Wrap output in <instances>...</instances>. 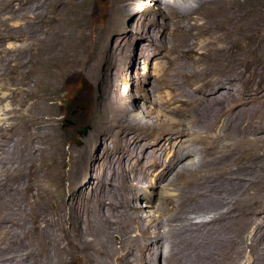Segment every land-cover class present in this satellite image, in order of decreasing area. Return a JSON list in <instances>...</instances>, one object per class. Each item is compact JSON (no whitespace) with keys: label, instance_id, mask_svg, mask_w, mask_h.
<instances>
[{"label":"bare ground","instance_id":"bare-ground-1","mask_svg":"<svg viewBox=\"0 0 264 264\" xmlns=\"http://www.w3.org/2000/svg\"><path fill=\"white\" fill-rule=\"evenodd\" d=\"M2 1H4V0H2ZM27 1H29V3L31 1L33 2V0H17L16 2L26 3ZM54 1L55 0H49L48 1V3H47L48 7H46V8H49L48 10L46 8H44L45 4H44L42 9H46L49 12V14L53 13L54 6H55V4H57V3H55L56 1L55 2ZM83 1H85V0H83ZM87 1L88 0H86V2ZM251 1H253L255 3L259 2V0H251ZM78 2H80V1H78ZM6 3H7V1H6ZM29 3H28V5H29ZM70 3H72V2H70ZM73 3H75V2H73ZM110 3L113 5H115V4L116 5L118 4V5L116 8V12L115 13L113 12L114 13L113 23L111 24V26H109L105 29L104 34L102 32H98L96 25L90 26L91 24L90 25L87 24V22L84 21L85 19H83L80 22V25L78 27L79 30L77 29V32H78L77 40H78V44H79V46H77V49L78 50L82 49V46H81L82 44L88 45V46L90 45L92 48L88 51L86 56L88 59L90 56H92L94 59L93 50L96 49V47H98L99 49L96 52V58L98 60L97 63H104V64L108 63V62L106 63V61H107V46L106 45L108 43V38H110L109 36L115 30H118L119 33H122L125 30V27H123L124 23H122L123 20L127 16L135 15L136 13L138 14L139 11H144V10L148 9L146 7V4L143 2V0H141V1L140 0H110ZM121 3H122V5H121ZM157 3L159 4L158 6H160V7H159V10L155 14L158 16H161V18L163 20H165L164 30L167 33L166 38L169 36L171 38V46H170L169 51L172 50V52H175V58L171 57L172 59H169V60L174 61V64L172 67L173 72L175 74L178 72L179 74H177V75H180V78L182 80V82L179 83L178 81H181V80H177V79H179V77L176 79V78H172L173 75L172 76L170 75L172 78V83L174 84V87H175V85L178 86V88L176 89V91L178 90V93H177V95H175L174 101H175V103H177L181 106L180 111L186 112V114H187V115H185L186 119H184V120L180 119L181 117L175 119V122H177L178 125L182 126L181 128H178L177 124L175 122H172L171 120H169V118L164 119V120H160L157 122H159V124H158L159 127H161V126L169 127L168 125L170 124V121H171L175 125V127L177 128L176 129V135L182 136L183 141L177 140V139L175 140L177 143L173 147V150H172V153L170 154V157L167 159V161L163 162L160 165L159 171L153 173L155 175H154V179L153 180L151 179V183H145L144 181L141 182L140 180L137 181L134 179V177L133 178L128 177V171H129L130 167L132 168V166L135 164H130V166L124 165L123 160L120 159L121 157L118 158L116 156V153L108 156L103 161L100 160L102 157L101 153H95V155L93 154L94 160H93L92 167L89 169L85 168L86 178H85L84 192L86 191V188H89L90 192L92 194L91 198H93L94 201L97 202L98 204H102L105 206L106 209H108V211H104V212L99 213V220H100V222L103 223L102 225H99V226L93 225V223H95V222L92 219H87L85 214H81V213L76 214V213H73L71 211L64 214V215L69 217V220L65 223H63V219H62L61 215H60V219L54 218V213L52 211L53 207L49 206L48 204H46V205L42 204L41 201L38 200V197L41 193L42 194H45V193L49 194V192L53 189V186L55 184V174L52 172L51 169H50L51 170L50 172H52V173H49V171L48 172L42 171V175L44 177H42V178H40V180H38V182L39 181L41 182V185L37 186L38 184L36 185V183H35V181L37 179L34 181V179H33L34 177H32L33 174H31L32 172H34V170H36V169H33L36 166L35 165L36 159L34 160L33 157H30V155H29L30 153H33V150L29 154L27 153L28 155L25 153L26 156L22 152L24 150H22L21 152L23 153L24 157H22V153H21L20 156H18L19 158L17 161H12V162H14L13 164L11 163L12 165H9L7 163L9 165V167L5 168L4 175L0 178V213L1 212L2 213L7 212V214L8 213L11 214L9 216V218L6 217L7 219H5L4 221L2 220L3 223L0 225V245L2 243L7 244V241H6L7 238H11V237H8V235L10 236V234H7V232L9 233V231H11V230H12V232H14L15 229L16 230L19 229L18 231H20L22 229V231H20V233L18 232L20 234V237L23 238V242H22L21 246H22V248L23 247H30V245L32 244L31 243L32 239H29L28 237H26V240H24V236H27L25 234H31L32 233L31 231L34 230V232L37 234L38 239L40 238L41 242L43 243L42 245L44 246L43 251L40 250L42 252L40 255L42 256V254L44 252L43 257H45V260L44 261L39 260V262H42V263L44 262L45 264H128L129 263L128 262V260H129L128 256H130V255L133 256L132 251L134 250V248L137 250V257H138L137 261L134 264H144V262H146V261L141 259L140 248H139L140 241H142L145 244H147V243L150 244V246L144 245L143 252L145 254H151L152 257L154 258V260H157L160 257V253H161L160 249L161 248L163 249V247H161V245H160V241H162L163 238H160V240H159V237H160V233H162L161 229H164L163 228L164 226L161 227L160 224H159V227H157V225L153 226V223H154L153 221H149L148 223H146L145 218L140 217V215H136L135 210L136 211L142 210V207L140 205L133 207L134 212L130 216H128L124 213H121L120 215L115 216V215H113V211L115 210L116 207H119L118 188L120 189V191L123 194L130 195L131 200H137L140 197V192H141L140 191L141 189L138 190L139 184H141L142 187H149L154 192H156L160 189V187L163 184L168 183L169 182L168 178L171 177L172 182L170 181L171 183L167 184V185H171L173 182L174 183L179 182V183H184V184L193 183V184H191V187L194 184L198 186L197 188L194 187V188L188 189V191L185 193L186 197L189 201L190 209L188 211L193 210L195 212L194 213L193 211H191V212H193L192 215L193 214L194 215L195 214L204 215L207 213V211H208L207 209H209L206 207L207 205L205 206V209H206L205 210V209H203V207L202 208L199 207L196 203L202 202L203 197H205V196L208 197V195H210V194L212 195L213 192L214 193L218 192V194H219V201L221 204H219V202H218V204L219 205H225L224 207L226 210L224 211L222 209L223 206H221L220 208L224 212L221 213L219 216L217 215L218 218L215 219L216 224H218V222L220 223V225L218 224L216 226L217 229L219 226V229L218 230L216 229L217 231L213 230L211 227H209L210 225L213 226V221L208 223L207 221H205V219L203 217H202V219H203L202 221L197 220L198 222L196 221L195 223L189 224L191 229L194 228V233H195V230L197 232L199 229H201V230L204 229L206 231V233L207 232L210 233V234L205 235L206 239L204 236V239L206 242L203 241L204 242L203 245H201V244L200 245L198 244L197 246L195 245V247L197 249L196 251H198V252H195V255L197 256L198 253H201L202 255L205 256V257L203 256V258H204L203 260H200L201 261L200 264H226L225 259L231 254V252L233 251V248L240 246V244L245 245V246H249V247L252 246V248H253V246H261L264 249V168H262V166L260 164L261 160L257 156L251 155V152H252L251 150H253V149H251L250 146H245L247 143H250L253 147H261L262 145H264V136H263V134H264V115H263V111L261 114L260 111L255 110L253 107H249V106L256 105L257 103L264 107V81H261L257 84H252L251 79H250L251 75L249 72L250 65L255 64L257 59H260L262 56H264V43H263L264 42V5H262V6L259 5L260 6L259 8L252 10V12H254V15H252V16H255V19L248 21L249 22L248 26L244 27L241 30L239 28V24H240V21L242 19L241 18L242 14H245L244 9H250L248 7L251 5H249L247 8H245L247 5L245 6V3H243V1H240V0H212V2H210L208 0H158ZM20 4L21 3H19V5ZM34 4H36V3H34ZM34 4L31 3L30 5L34 6ZM38 4H39V2H38ZM248 4H250V2ZM5 5H7V4H5ZM13 5H12V7H13ZM182 6H183V8H182ZM255 6H257V5H255ZM23 7H26V6H23ZM79 7H80V4H79ZM199 7L204 8L203 11L206 10L205 12H207V13L204 14V16L202 14L203 17L202 16L198 17L199 15L193 16V14H196V12L199 13V11H198V9L200 10ZM7 8H6V10H7ZM28 9H31V8H28ZM73 9H71V10H73ZM114 9L115 8H113V10ZM241 9H243V10H241ZM9 10H11L10 12L14 11L13 9H10V8H9ZM46 10L44 12H46ZM90 10H92V9L90 8ZM83 11H85V10L83 9ZM92 11H94V13H95V10H92ZM249 11L247 13H249ZM3 12L6 13L5 11H2L1 13H3ZM7 12H9V11H7ZM15 13H17V12H15ZM18 13H19V10H18ZM26 13H29V12H26ZM30 13H31V11H30ZM34 13H35V11H34ZM7 14H9V13H7ZM23 14H24V12H23ZM19 15H20V13H19ZM90 15H91V12H90ZM36 16H37V14H36ZM112 16H113V14H112ZM249 16H251V15H249ZM249 16H247V17H249ZM12 17H14V16H12ZM28 17L29 16L27 14V18ZM50 17H53V15H50ZM83 17H85V14ZM20 18L22 20V17H20ZM32 18H33V16H32ZM36 18H35V20H36ZM110 18H111V16H110ZM10 20H7V21H10ZM12 20H13V18H12ZM14 20H16V18ZM71 20H73V19H71ZM11 21H10V23H11ZM16 21H18V20H16ZM24 21H26V20H22V23H24V24L26 22H28V21H26V22H24ZM30 21L31 20H29V22ZM61 21L63 22V20H61ZM73 21L75 23H77L76 20H73ZM37 22H35V23H37ZM22 23L20 26L23 25ZM59 23H60V21H59ZM3 24L5 25V23H3ZM32 24H33V22H32ZM70 24L72 25L73 23L70 22ZM14 25H15V23H14ZM0 26H1V24H0ZM24 27H25V25H24ZM9 28H8V30H9ZM19 28L22 29L21 30L22 32L24 30L27 31L26 29H23L21 27H19ZM34 28H32V29H34ZM37 28H38V25H37ZM74 29H76V27ZM17 30H19V29L17 28ZM145 30H147V31L145 34L146 40H144V41H150L151 40L150 35H152V33H154V32L151 29H149L147 26H146ZM239 30H240V33H238ZM5 31H4V33H6ZM14 31H16V30H14ZM19 32H20V30H19ZM73 32H71V33H73ZM137 32H139V31H137ZM143 32H144V30H143ZM16 33L17 32H13L14 35H18ZM24 34H26V32H24ZM48 34L50 35V33H48ZM53 34H55V33H53ZM37 35L38 34H36L35 36H37ZM59 35H61V34H59ZM8 36H11V35H8ZM51 36H52V34H51ZM252 36H255V39L252 42H250L249 39ZM141 37H143V36H141ZM5 38H7V37L5 36ZM61 38H62V36H61ZM61 38H59V39H61ZM154 38H156V37H154ZM1 39H2V36H1ZM8 40H9V38H8ZM23 40H24V38L22 39V41ZM247 41L249 44H247ZM47 43L49 44V42H47ZM59 43H61V42H59ZM253 43L258 44L259 47L262 45V47L261 48L256 47L254 49L251 47V44H253ZM22 44H20V46ZM28 44H30V43H28ZM0 45H1V47L4 46L2 44H0ZM10 46H12V44ZM28 46H31V45H28ZM47 46H49V45H47ZM22 47L24 49L25 46L23 45ZM54 47L55 46L53 45L50 48V50L53 51ZM238 47L244 48V49H246V48L249 49V50L246 49L247 52L249 51V53H250V55L248 53V55H249L248 58H243L244 55L243 56L240 55L239 59L237 58L235 50H237ZM16 48L18 49V47H16ZM16 48L14 50H16ZM25 49L27 50V48H25ZM29 49H31V48H29ZM29 49H28V52H30ZM24 51H21V52H24ZM3 53H4V51H3ZM11 53H12V55H15V54H13V52H11ZM26 55L27 54H25V56ZM28 55H29V53H28ZM21 56L22 55H20V57ZM3 57H5V56L3 55ZM8 57H10V56L7 55L6 58L8 59ZM26 58H28V57H26ZM18 59H20V58H18ZM13 60H15V59H13ZM22 61H23V59H21V62ZM136 62L137 61H135V64H136ZM234 63L237 64V66L235 68L233 67ZM7 64H8V62H7ZM3 65H4V63H3ZM193 65H199V67H200V71L198 72L197 77L194 78L195 81H197V79H198V81L194 85H192L193 83L187 84L184 81V79L189 78L191 66L193 69ZM13 66H14V64H13ZM64 66H65V64H64ZM187 66H190V67H189V70L187 72H185ZM62 67H63V65H62ZM3 68H5V67H3ZM21 69H23V68H21ZM25 69H27V68H25ZM10 70H12V69H10ZM28 70H31V69H28ZM36 70H38V69H36ZM41 70H43V69H41ZM169 70L172 71V69H169ZM196 70H198V69H196ZM4 71L5 70H3V72ZM20 72H19V74H20ZM21 73H23V71ZM39 74H41V73H39ZM167 77H169V76L167 75ZM190 79H191V77H190ZM22 81H24V80H22ZM192 82H193V79H192ZM240 82L245 85V88H244V90L239 91L237 89H238V84ZM167 84H168V81H167ZM169 85H171V84H169ZM17 86H21V85L18 84ZM32 87H33V85H32ZM28 89H29V87H28ZM168 89H170V88H168ZM29 90H32V89H29ZM32 91L34 92L36 90L34 89ZM32 91L30 94H32ZM240 92H241L242 96L246 97L245 102L243 104H241L240 100H239ZM35 94H36V92H35ZM25 97H26V95H25ZM38 98H40V97H38ZM3 99H5V96L0 97V100L3 101ZM29 99H30V97H29ZM130 99L133 100L132 98H130ZM168 99H169V97H168ZM170 99H172V98L170 97ZM37 100L39 101V99H37ZM45 101H47V100H45ZM192 101H195L196 103L192 104ZM136 102H138V101H132L130 103V110L128 112L129 115H127L126 107L124 105H122L123 109L121 110V112L119 114L112 115L111 116L112 119L107 120L108 123L105 126L109 129L114 128V127L116 129V127H120L121 125H124L125 127H128L130 129H133V130L139 129V127L143 128L144 130L149 129L151 127V124H147L143 121V118L145 117L144 113H146L147 111L143 113V110H142V112H141L138 109L139 105H136L137 104ZM34 103H35V101H34ZM144 103H146V102H144ZM26 104H27V102H26ZM22 106H24V105H22ZM151 106H152V104H151ZM163 106H164V104H163ZM28 107H29V105H28ZM257 107L258 106L256 105L255 108H257ZM155 108H157V110H160L161 112L165 111L162 109H158V107H155ZM102 109L103 108H101V111H103ZM157 110L155 111V114L157 113ZM172 110L175 111L176 109L174 110V108H173ZM260 110H261V108H260ZM12 111L14 112L15 110H12ZM167 111H165V112H167ZM124 112H126L125 115H120ZM14 113H13V115H14ZM167 113H169V112H167ZM172 113H174V112H172ZM20 114H21V112H20ZM20 114H18V115L20 116ZM102 114L104 115L103 112H102ZM159 114H160V112H159ZM9 115H10V112H9ZM16 115H17V113H16ZM18 115L15 118L19 117ZM140 115L141 116L143 115L142 119H141L142 121H140V124H136V120H135L136 118L135 117L136 116L140 117ZM175 115H177V114L175 113ZM148 116H152V115H150V113L146 114V117H148ZM158 116H160V115H158ZM163 116H165V115L163 114ZM102 117H105V116H102ZM106 117H107V115H106ZM176 117H179V115H177ZM6 118H8V117H6ZM21 118H23V117H21ZM172 118H175V117L173 116ZM160 119H162V118H160ZM8 120H9V118H8ZM21 120L22 119H20V122H21ZM23 120H24V118H23ZM98 120L99 119L97 118V122H100ZM17 121H18V119H17ZM5 122H7V120ZM10 122L11 121L9 120V123ZM20 122L18 121L19 124H20ZM12 123H14V121ZM12 123H10V124H12ZM100 123H102V122H100ZM184 123H185V125H184ZM4 125H7V123L3 124V126L0 125V144L2 143L4 145V143H6L7 145H4V146H7L8 152H9V149L11 148L9 155L11 154V156H13V154L15 152H19L18 148H20V146L22 145V142L25 139V136L23 137L24 139L22 138L23 140L21 142H20V140L17 141L19 138L17 140L14 138V134H13L11 127H6ZM22 125L24 126V124H22ZM11 126L14 127L15 125L14 126L11 125ZM152 127H154V125ZM15 130H16V128H15ZM20 130H21V128H20ZM127 130H129V129H127ZM14 133H15V131H14ZM25 133H26V131H25ZM208 134H210V135L212 134L215 137L213 138V136H212V139H209L211 137H207V136H209ZM20 135H23V134H20ZM106 135L107 134L103 133V130H102V133H100V131H97V136H98L97 140L101 141L100 144H103L102 139H105ZM126 135H127V133H126ZM143 135H147L146 132H143ZM112 136H113L114 140H118L120 134L113 132ZM157 136H155L154 138H156ZM26 138H28V137H26ZM49 139L50 138H47L46 144L44 143V145H47V147L45 146L46 148L44 149V152H45L44 154H46V156L48 157L47 160L48 159L53 160L61 154L65 155L64 152L61 154L58 153L56 151V149L53 147H51L52 150L49 151V145L50 144L47 142ZM171 140H173V138L171 136L167 135L166 141H171ZM185 140L187 142L186 143L187 145H182V143L185 144ZM208 140H211V141H208ZM120 141H122V140H120ZM226 141H229V144H222L223 145V151H222V153H220L221 151L219 152L221 154V156L220 157L217 156L216 146L219 143L226 142ZM172 142L170 143L171 146L173 144ZM32 143H34V141ZM32 143H31V145H32ZM10 144H12V147L9 148ZM184 146H185V148H184ZM25 147H27V146L25 145ZM33 147H32V149H33ZM134 147H136V146H134ZM220 147L222 148V146H220ZM129 148H130V146H129ZM217 148H219V147H217ZM27 149H28V147H27ZM96 149L97 148H94V150H96ZM224 149H226V150H224ZM29 150H31V149L29 148ZM219 150H220V148H219ZM248 150H250V151H248ZM36 151H38V150H36ZM247 151H248V153H247ZM261 151H262V148H261ZM7 153L5 154L7 156H5L4 159H7V157L9 159V155ZM198 153L202 154V161H204V163H195L194 164V162H192L193 163L192 164L191 162L188 161L189 159H191V158H189L191 155L192 156L194 154L197 155ZM16 154H18V153H15V156H16ZM37 154H38V152H37ZM83 154L84 153H82V155ZM131 155H133V154H131ZM256 155H257V153H256ZM2 156H0V157H2ZM21 157L24 158L22 160L23 161L22 163H21ZM37 157H38V155H37ZM84 157H86V156H84ZM130 157H128V159ZM135 157H137V156H135ZM226 157L230 159V160L227 159L230 162H224V161H226L224 159ZM230 157L232 158V160ZM196 158H197V156H196ZM2 159L0 158L1 161H2ZM61 159H62V157H61ZM223 159H224V161H223ZM262 159H264V158H262ZM39 161H41V159ZM39 161H37V163ZM79 161H85V160H84V158L81 157L79 159ZM89 161H90V158H89ZM129 161H131V160H129ZM51 162H53V161H51ZM5 163L6 162H4V164ZM42 163H41V165H42ZM158 164H160V163H158ZM0 165H1V163H0ZM59 165H63V164L60 163ZM74 165H75L74 160L69 159V161L63 165L65 167V169H61L60 167H58V168H60V170L58 171V174H57L58 177L57 178H59V179L64 178V179L69 180L68 190H70L71 187L76 185V180H75V178L72 177L73 170L71 169ZM193 165H194V167H192ZM45 166H48V165H45ZM37 167H38V164H37ZM2 168H4V167H2ZM145 168L146 169L149 168L148 161L146 162ZM98 170H100L102 172V174L97 179L95 176V173ZM152 172H154V170ZM1 173H2V171H1ZM147 173H148V171H146V174ZM139 175H141V174H139ZM146 178L148 179V177H146ZM137 182H139V183H137ZM109 183H111V185H112L111 188L106 186V184H109ZM223 183L225 185H224V188L222 189V191L226 192V194H227L231 190L234 191L235 190L234 188L236 187L239 190V194H237L238 192L236 191L237 192L236 194L239 195L238 198L236 197L235 193H234L235 196H233L232 193H231L232 196H230V197H229L230 193L228 194V196L226 195L228 198L226 196H223L221 194L222 191L220 190L221 189L220 186L223 187L222 186ZM239 184H243L244 186H240ZM43 185H45V186L41 191L40 188ZM178 187H180V186H178ZM240 187H243V190ZM183 190L184 189H182V191ZM176 191H178V190L176 189ZM179 196H181V195H179ZM212 196H213L212 198H214L215 196L218 197V195H215V196L212 195ZM33 197L35 198V200H33ZM207 197H205V198H207ZM166 198H167V202H169L170 198H172V197H170V196H165L162 198L159 197L157 203L159 201H161V199H166ZM212 198H211V200H213ZM191 200H193L192 202H195L196 205L190 206ZM6 202L9 203V205ZM215 202L213 204H215ZM4 203H6V204H4ZM157 203H155L156 205H154L153 208L156 210H159L157 208V207H159V205H157ZM206 203H209V201H207ZM236 203H238L237 204L238 206L233 205ZM210 205L213 206L212 204H210ZM200 206H201V203H200ZM202 206H203V204H202ZM216 206H218V205H216ZM184 207H186V206H184ZM187 207H188V205H187ZM182 208H183V206H182ZM218 208H219V206H218ZM209 210L211 212V209H209ZM185 211H187V210H185ZM191 212H189V214L187 212H185V213L187 215L191 216V214H190ZM199 212H201V213H199ZM214 212H215V209H214ZM217 212H218V210H217ZM180 213H178V214H180ZM182 213H184V212H182ZM169 214H171V213H169ZM178 214L176 216H178ZM173 215H175V214L173 213ZM209 216L212 217L211 214ZM40 217L43 219V225H42L43 227L42 228L38 227V225H41V224L38 223V225L36 226L37 222H35ZM199 217H201V216H199ZM169 218H171V217H169ZM174 218H175V216H174ZM161 219H164V218H161ZM184 220L185 219L183 217L182 221H184ZM154 221H156V220H154ZM179 221H181V220H179ZM167 222H169V221H167ZM172 222L175 223L176 219H175V222L174 221H172ZM180 223L182 224V222H180ZM170 224H171V222H170ZM9 225H10V227H9ZM175 225H177V224H175ZM184 227H185V225H184ZM169 228H171V226ZM35 229L37 232L35 231ZM16 230H15V232H16ZM179 230H180V228H179ZM182 230L183 229H181V231ZM133 231H135L138 234L136 237H133V236L131 237L130 235H128V233H132ZM60 232L62 235L60 234ZM167 232H169V231H167ZM175 232H177V231H175ZM35 233H33V234H35ZM191 233H190V235H191ZM244 233L246 235H244ZM112 234H122L123 236L124 235L125 236L120 240L119 243L113 244L112 241L110 240V237ZM166 234H168V233H166ZM166 234H164V235L166 236ZM195 235L197 236L198 234H195ZM202 235H204V234H202ZM14 236H17V235L14 234ZM14 236H13V238H15ZM180 236H183V235H180ZM184 236H185V234H184ZM200 236H199L198 240H200ZM31 237H33V236H31ZM34 237H33V239H35ZM185 237H187V236H185ZM18 238H19V235H18ZM18 238H16V239H18ZM184 238H181V239H184ZM166 239H168V238H166ZM166 239H163V240H166ZM170 239L167 240L168 242L167 241L166 242L169 243ZM173 239H175V238H173ZM178 239H176V240H178ZM40 240L35 242V243L36 244L38 242L40 243ZM191 240H192V238H191ZM189 241H190V239H189ZM11 242H9V244H12ZM161 243H163V242H161ZM170 243H171V241H170ZM179 243H180V245L182 244V242H179ZM187 243H189V242H187ZM192 243H194V242H192ZM36 244H35V247H37ZM172 244H174V243L172 242ZM2 245H4V244H2ZM152 245L156 246L155 250H152ZM162 245H165V244L163 243ZM176 245H178V244H176ZM167 246H168V244H167ZM15 247H16V245L14 246V248ZM18 247H20V246H18ZM31 247H32V245H31ZM40 247L41 246L39 244V249H40ZM171 247L172 246H170V249H171ZM180 247H182V245ZM5 248H6V246H5ZM5 248H3V250ZM23 249L25 250V248H23ZM165 249H167V247ZM183 249L185 251L184 247H183ZM186 249H189V248H186ZM236 249H238V248H236ZM240 249H242V248H240ZM243 249H244V247H243ZM246 249H244V251ZM19 250H20V248H19ZM19 250H18V252H19ZM21 251H20V253H21ZM234 251H236V250H234ZM244 251H243V253L246 254L247 252H244ZM246 251H248V250H246ZM7 252H9V251H7ZM7 252H6V254H7ZM11 252H12V249H11ZM33 252H36V251H33ZM175 252H177V251H175ZM258 253H261V251L260 252L258 251ZM0 254H1V252H0ZM3 254H1V255L6 257ZM30 254H31V252H30ZM34 254H32L33 258H34ZM173 254H175V253H173ZM240 254L241 253H239V255ZM251 254H253V253H251ZM15 255H12V256H15ZM196 256L191 254V257H193V261H194V257L198 258V256L197 257ZM24 257H26V256H24ZM43 257H41V258H43ZM168 257H167V259H168ZM242 257L244 258V254ZM246 257H248V256H246ZM257 257H258V255H257ZM0 258H1V256H0ZM13 258L14 257H12V261H13ZM172 258H173V256H172ZM172 258L170 260H172ZM186 258H187V256H186ZM29 259L30 258H28L27 260H29ZM37 259H38V255H37ZM175 259H176V256H175ZM188 259L190 260V258H188ZM245 259L246 258H244V260ZM249 259H250V257L248 258V260ZM252 259H254V258H252ZM170 260H167V261H170ZM178 261H177V263H178ZM241 261L242 260H240V262ZM260 261H262V260H260ZM19 262H20V260H19ZM24 262H25V260H24ZM174 262H176V261L173 260V262H170V263H174ZM2 263L3 262H1L0 264H2ZM7 263H8V260H7ZM18 263H16V264H18ZM27 263L29 264L28 261H27ZM155 263H153V264H155ZM192 263H194V262H192ZM252 263L255 264L254 262H252ZM30 264H33V263H30ZM166 264H168V262ZM245 264H246V262H245Z\"/></svg>","mask_w":264,"mask_h":264},{"label":"rangeland","instance_id":"rangeland-1","mask_svg":"<svg viewBox=\"0 0 264 264\" xmlns=\"http://www.w3.org/2000/svg\"><path fill=\"white\" fill-rule=\"evenodd\" d=\"M4 1H2V0L0 1V8L1 9L3 8L2 10L0 9V24H1V26H0V29H1L0 33L1 34L0 35L2 36V39L0 36V42L1 41L3 42V43L1 42L0 44L4 45L2 47L0 45V47H1L0 48V53H1L0 54V62H1L0 63V66H1L0 67V69H1L0 70V97L5 96V99H3V101L0 100V123L1 122L3 124L7 123V125H4V126L11 127L13 134H14V138L16 140L19 138L17 141L20 140V142H21L24 139L23 138L24 136H25V139L23 140L20 148H18L20 153L15 152L18 154H16V156H15V153H14L13 154L14 157L11 156V154L9 155L10 150H11L10 147H12V144L9 145V148H10L9 152H8L7 146H4V145H7L6 143H4V145L2 143L0 144V148L2 147L1 148L2 150L0 149V154L2 153L0 156L3 155L2 157H0L1 159L3 158L2 161L0 160V163H1L0 173L2 171V173L0 174V178L4 175L5 168L9 167V165H12L14 163L12 161H17L19 158L18 156H20V154L22 152L24 154L25 153L29 154L33 150V153H30L29 155H30V157H33L34 160L36 159L35 160L36 166L33 169H36L37 171L34 170V172L31 173L34 175V176L32 175V177H34L33 178L34 181L37 179L35 181L36 185L37 184H38L37 186L41 185V182L40 181L38 182V180H40V178L44 177L42 175V171H44V172L49 171V173L53 172L55 174V184L53 186V189L49 192V194L48 193H45V194L41 193L42 195L40 194L38 197V200H40L42 204H44V205L48 204L49 206L53 207L52 211L54 213V218L60 219V215H61V217L63 219V223H65L69 220V217L64 215V214L71 211V212L76 213V214H79V213L85 214L87 219H92L95 222V223H93V225H97V226L102 225L103 223L100 222V220H99V213L104 212V211H108V209H106L104 205L98 204L97 202L94 201L93 198H91L92 194H91L89 188H86V191L84 192L85 178H86L85 168L89 169L92 167L93 160H94L93 154L95 155V153H101L102 157L100 160L103 161L108 156L116 153V156L118 158L121 157L120 159L123 160L124 165L130 166V164H135L132 166V168L130 167V169L128 171V177H130V178L134 177V179L137 181L140 180L141 182L144 181L145 183H151V179L153 180L154 175H155L153 173L159 171L160 165L163 162L167 161V159L170 157V154L172 153L173 147L177 143L175 140L177 139V140L183 141L182 136L176 135V129L177 128L172 123V122H175V119L180 118V117H181L180 119H182V120L186 119L185 115H187L186 112L180 111L181 106L179 104L175 103V101H174V97L178 93V90L176 91L178 86L175 85V87H174V84L172 83V78L177 79L179 77V79H177V80H181V78H180V75H177V74H179L178 72L176 74L173 72L172 67H173L174 61L169 60V59H172L171 57L175 58V52H172V50L169 51L170 46H171V38H170V36L166 38L167 33L164 30L165 20H163L161 18V16H158L155 14L159 10V7H160V6H158L159 4L157 3L158 0H143V2L146 4V7L148 9H146L144 11H139L138 14L136 13L135 15L127 16L122 22L125 24V25L123 24V27H125V30L122 33H119L118 30H115L109 36L110 38H108V43L106 45L107 46V61H106V63L108 62L107 64L97 63L98 60L96 58V52L99 49L98 47H96V49L93 50L94 59L92 56H90L88 59L86 56L88 51L92 48L90 45L88 46V45L82 44L81 45L82 49H80V50L77 49V46H79L78 40H77V37H78L77 29L79 30L78 27L80 25V22L83 19H85L84 21H86L87 24H89V25L91 24L90 26L96 25L98 32H102L104 34L105 29L107 27L111 26V24L113 23L114 13L116 12V8H117L118 4L117 5L115 4L116 5L115 6V5L110 3V0H88L87 2H86V0L85 1H83V0H72V1L71 0H55L56 2L55 1L54 2L57 4H55V6H54L53 13L49 14V12L47 11L49 8H46V7H48L47 3L49 0H42V1L41 0H39V1L33 0V2L31 1L30 3H29V1H27L26 3L16 2L17 0H14V1L13 0H6L7 3H6V1L5 2ZM62 1L63 2L65 1V2L63 3ZM78 1H80V2H78ZM208 1L212 2V0H208ZM240 1H243V3H245V6L247 5L245 8H247L249 5H251L248 7L250 9H244L245 14H242V17H241L243 20L240 18L241 21L239 24V28L242 30L244 27L248 26V23H249L248 21L255 19V16H252V15H254V12H252V10H255L256 8H259L260 6L264 5V1L259 0V2H257L258 4L251 1V0H248V1L247 0H240ZM38 2H39V4H38ZM70 2H72V3H70ZM73 2H75V3H73ZM249 2H250V4H248ZM4 3L7 5H5ZM19 3H21V4L19 5ZM28 3H29V5H28ZM31 3H33V4L36 3V4H34V6H33V5H30ZM44 4H45V6H44ZM79 4H80V7H79ZM12 5H13V7H12ZM22 5L26 6V7H23ZM121 5H122V3H121ZM255 5H257V6H255ZM43 6L47 10L42 9ZM27 7L31 8L32 10L28 9ZM6 8H7V10H6ZM9 8L13 9L14 11L10 12L11 10H9ZM90 8L92 10H95V13H94V11L90 10ZM113 8H115V9L113 10ZM182 8H183V6H182ZM20 9L21 10L23 9L22 11L24 12V14ZM71 9H73V10H71ZM83 9L85 11H83ZM203 9L204 8H200V10L198 9L199 13L196 12V14H193V16L199 15L198 17H200V16H202V14L204 16V14H206L207 12H205L206 10L203 11ZM18 10H19L20 15L18 13ZM45 10H46V12H44ZM241 10H243V9H241ZM2 11H5L6 13H4V12L1 13ZM7 11H9V12H7ZM30 11H31V13H30ZM34 11H35V13H34ZM248 11H249V13H247ZM15 12H17V13H15ZM26 12H29L30 14L26 13ZM90 12H91V15H90ZM7 13H9V14H7ZM27 14L29 16L28 18H27ZM36 14H37V16H36ZM84 14H85V17H83ZM112 14H113V16H112ZM50 15H53V17H50ZM249 15H251V16H249ZM12 16H14L16 18V20H18V21L14 20L15 18ZM32 16H33V18H32ZM110 16H111V18H110ZM247 16H249V17H247ZM3 17L4 18L6 17L7 19L6 18L4 19ZM20 17H22V20H26L28 22L24 21L26 23L25 24L22 23V20ZM34 17L35 18L37 17L38 19L36 18V20H35ZM12 18H13V20H12ZM71 19L76 20L77 23H75ZM7 20H10L11 23H10V21H7ZM29 20H31V21L29 22ZM61 20H63V22ZM59 21H60V23H59ZM69 21L73 24L71 25ZM32 22H33V24L35 22H37V23H35L36 25L35 24L33 25ZM3 23H5V25ZM14 23H15V25H14ZM21 23L23 24L22 25L23 27L25 25L24 28L22 26H20ZM37 25H38V28H37ZM146 26L154 32V33H152V35H150V38H151L150 41H144V40H146L145 39V34L147 31V30H145ZM19 27L26 29L27 31L24 30L22 32L21 31L22 29H20ZM75 27H76V29H74ZM8 28H9V30L11 29L12 31L11 30L9 31ZM17 28L20 30V32H19V30H17ZM30 28L31 29L34 28V29L31 30ZM4 29L5 30L7 29V30L5 31ZM14 30H16V31H14ZM143 30L145 33L143 32ZM4 31L6 33H4ZM137 31H139V32H137ZM13 32H17L16 34H18L19 36L14 35L15 33L13 34ZM24 32H26V34H24ZM71 32H73V33H71ZM48 33H50V35ZM53 33H55V34H53ZM238 33H240V30L238 31ZM36 34H38L39 36L38 35L35 36ZM51 34H52V36H51ZM59 34H61V35H59ZM8 35H11V36H8ZM5 36L7 38H5ZM61 36H62V38H61ZM141 36H143V37H141ZM154 37H156V38H154ZM8 38H9V40H8ZM23 38H24V40L22 41ZM59 38H61V39H59ZM254 39H255V36H252L249 39V41L252 42ZM47 42H49V44ZM59 42H61V43H59ZM28 43H30V44H28ZM11 44H12V46H10ZM20 44H22V45L20 46ZM247 44H249L248 41H247ZM23 45L25 46L24 49L22 47ZM26 45L27 46L31 45V46L27 47ZM47 45H49V46H47ZM53 45L55 47H54V50L51 51L50 48ZM16 47H18V49ZM251 47L254 49L256 47L261 48L262 45L259 47L258 44L253 43V44H251ZM15 48H16V50H14ZM25 48H27V50ZM29 48H31V49H29ZM28 49L30 50V52H28ZM246 49H248V48H246ZM246 49L238 47L237 50H235V53H236L238 59H239L240 55L241 56L244 55L243 58H248L250 53H249V51L247 52ZM3 51H4V53H3ZM21 51H24L25 53L21 52ZM11 52H13V54H15L16 56L12 55ZM28 53H29V55H28ZM248 53H249V55H248ZM25 54H27L28 56L27 55L25 56ZM3 55L5 57H3ZM7 55L10 56V57H8V59L6 58ZM20 55H22V56L20 57ZM26 57H28V58H26ZM18 58H20V59H18ZM13 59H15V60H13ZM21 59H23L22 62H21ZM16 61L18 63L19 62L20 63L18 64ZM135 61H137L136 64H135ZM7 62H8V64H7ZM3 63H4V65H3ZM12 63L14 64V66ZM64 64H65V66H64ZM62 65H63V67H62ZM236 66H237V64L234 63L233 67L235 68ZM3 67H5V68H3ZM189 67L190 66L186 67L185 72H187L189 70ZM21 68H23V69H21ZM25 68H27V69H25ZM10 69H12V70H10ZM28 69H31V70H28ZM36 69H38L39 71ZM41 69H43V70H41ZM169 69H172V71ZM196 69H198V70H196ZM3 70H5V71L3 72ZM20 71L21 72L23 71V73H21ZM199 71H200L199 65H193V69L191 66L190 76H189V78L184 79V81L187 84L193 83L192 85H194L198 81V79H197V81H195L194 78L197 77ZM19 72H20V74H19ZM249 72L251 75L250 79H251L252 84H257L261 81H264V56H262L260 59H257L255 64L250 65ZM39 73H41V74H39ZM167 75L170 78L167 77ZM170 75L171 76L173 75L172 78ZM190 77H191V79H190ZM192 79H193V82H192ZM22 80H24V81H22ZM167 81H168V84H167ZM25 82L26 83L28 82V83L26 84ZM178 82L181 83L182 80L178 81ZM16 84L17 85L19 84L21 86H17ZM169 84H171V85H169ZM32 85H33V87H32ZM28 87H29V89H32V90L35 89L36 91L33 92L32 90H29ZM167 87L170 89H168ZM244 88H245V85L240 82L238 84L237 90H239V91L244 90ZM76 89L81 90L79 95H82V94L87 95V97H86L87 99L83 103L82 101H80V98L77 97L76 100L73 102H75V104H80V107H82V108L78 107V109H76V107H71V109H69V105H67V104L65 105V103L71 97V93H73ZM31 91H32V94H30ZM35 92H36V94H35ZM25 95H26V97H25ZM34 95L35 96L37 95V96L35 97ZM28 96L30 97V99ZM167 96L169 97V99ZM38 97H40V98H38ZM170 97L172 99H170ZM130 98H132L133 100H131ZM37 99H39V101ZM245 99H246V97L242 96L241 92H240V97H239L240 103L243 104L245 102ZM45 100H47V101H45ZM34 101H35V103H34ZM132 101H138V102H136L137 103L136 105H139L138 109L141 112H142V110H143V113L147 111L146 113H144L145 117L143 118V121L147 124H151V127L149 129H147L148 131L144 130L141 127H139V129L133 130V129H130L128 127H125L124 125H121L120 127H116V129H115V127L110 128V129L107 128L105 126L108 123L107 120L112 119V117H111L112 115L119 114L121 112V110L123 109L122 105H124L126 107L127 115H129L128 112L130 110V103ZM26 102L29 105V107L26 104ZM73 102H71L70 105L73 106ZM144 102H146V103H144ZM195 103H196L195 101H192V104H195ZM151 104H152V106H151ZM163 104H164V106H163ZM22 105H24V106H22ZM256 105L258 106L257 107L258 109L255 108ZM256 105L249 106V107H253L255 110L260 111L261 114L263 111V115H264V107L258 103ZM155 107H158V109H162L165 111L168 110L167 112H169V113H167L165 111L161 112L160 110H157V108H155ZM259 107L261 108V110ZM101 108H103L102 109L103 111H101ZM173 108H174V110L175 109L176 110L173 111L172 110ZM12 110H15L16 112L14 111L15 112L14 113ZM156 110H157V113L155 114ZM9 112H10L11 116L9 115ZM20 112H21V114H20ZM73 112H76V113L73 114ZM102 112L104 113V115L102 114ZM126 112H124L120 115H125ZM159 112H160V114H159ZM172 112H174V113H172ZM13 113H14V115H13ZM16 113H17V115L18 114H20V116L22 115L21 117H23L24 120L19 115H18L19 117L15 118L17 116ZM149 113L152 116L146 117V114H149ZM175 113L177 115H179V117H176L177 115H175ZM163 114L165 116H163ZM106 115L108 118L106 117ZM158 115H160V116H158ZM102 116H105L106 118L102 117ZM142 116L140 115V117H137V116L135 117L136 118L135 119L136 124H140V121H142L141 120ZM173 116L175 118H172ZM6 117L9 118V120L11 121L10 123H12L13 121H14V123L10 124L8 118H6ZM19 118L22 119L21 122H20ZM97 118L99 119L98 121H100L102 123L97 122ZM160 118H162V119H160ZM168 118H169V120L172 121V122L170 121V124L168 125L169 127H165V126L159 127L158 126L159 122H157V121L168 119ZM17 119L20 122V124L18 123ZM6 120H7V122H5ZM2 123L0 124L1 126H3ZM175 123L177 124V122H175ZM22 124H24V126L25 125L26 126L24 127ZM11 125H13V126L15 125V126L12 127ZM153 125H154V127H152ZM184 125H185V123H184ZM19 127L21 128V130ZM177 127L181 128L182 126L177 124ZM15 128H16V130H15ZM83 129H86L85 134L80 135L79 133ZM127 129H129V130H127ZM102 130H103V133H105L107 135L105 136V139H102L103 144H100L101 141L97 140L98 139L97 131H100V133H102ZM14 131L16 134L14 133ZM25 131L27 134L25 133ZM113 132L120 134L118 140H114V138L112 136ZM143 132H146L147 135H143ZM126 133H127V135H126ZM20 134H23V135H20ZM167 135L171 136L173 138V140L166 141ZM208 135L209 136H207V137H211L209 139H212L213 135L212 134L211 135L208 134ZM155 136H157L156 137L157 139L154 138ZM263 136H264V134H263ZM26 137H28V138H26ZM214 137L215 136H213V138ZM47 138H50L47 141L50 144L49 145V151H51L52 150L51 147H53L56 149V151L58 153L61 154L64 152L65 155L61 154L53 160L48 159L49 160L48 161L47 160L48 157L46 156V154H44L45 153L44 149L47 147V145H44V143L46 144ZM120 140H122V141H120ZM33 141H34V143H32ZM208 141H211V140H208ZM30 142L32 143V145ZM171 142L173 143L172 146L170 144ZM186 143L187 142L185 140V144L182 143V145H187ZM24 144L28 147V149H27V147H25ZM219 144L216 146V151H217V156L220 157L221 156L220 153H222V151H223V145L222 144H229V141L222 142ZM129 146H130V148H129ZM134 146H136V147H134ZM220 146H222V148ZM245 146H250L251 149H253V150H251L252 151L251 155L257 156L261 160L260 164H261L262 168H264V159H262V158H264V145H262L261 147H253L250 143H247ZM32 147H33V149H32ZM217 147H219L220 150ZM29 148L31 150H29ZM94 148H97V149L94 150ZM184 148H185V146H184ZM261 148H262V151H261ZM22 150H24V151H22ZM36 150H38V151H36ZM224 150H226V149H224ZM248 151H250V150H248ZM248 151H247V153H248ZM37 152H38V154H37ZM6 153L9 155V159H8V157H7V159H4L5 156H7V155H5ZM23 153H22V157H24ZM82 153H84V154L82 155ZM256 153H257V155H256ZM26 154H25V156H26ZM36 154L38 155V157ZM131 154H133V155H131ZM84 156H86V157H84ZM135 156H137V157H135ZM191 156L189 157L191 159L188 158L189 162H191V163L194 162V164L195 163H204V161H202V154L201 153H198L197 155L194 154L192 157ZM196 156H197V158H196ZM22 157H21V163L23 162L22 160L24 159ZM61 157H62V159H61ZM81 157L84 158L85 161H79V159ZM128 157H130V158L128 159ZM89 158H90V161H89ZM40 159H41V161H39ZM69 159L74 160V162H75V165L71 169L73 170L72 177L75 178V180H76V185L71 187L70 190H68V188H69V180L68 179L57 178L58 177V175H57L58 171L60 170V168L65 169V167L63 165L66 162H68ZM224 159L226 161H224ZM224 159H223L224 162H230V161H228V160H230L229 158L226 157ZM129 160H131L132 162ZM231 160H232V158H231ZM37 161H39V162L37 163ZM51 161H53L54 163ZM147 161L149 163L148 169L145 168ZM4 162H6V163L4 164ZM41 163L43 166L41 165ZM60 163H62L63 165H59ZM158 163H160V164H158ZM37 164H38V167H37ZM45 165H48V166H45ZM2 167H4V168H2ZM58 167H60V168H58ZM192 167H194V165ZM50 169L52 170V172H50L51 171ZM153 170H154V172H152ZM146 171H148L147 174H146ZM101 174H102V172L100 170L96 171V173H95L96 178L98 179L101 176ZM139 174H141V175H139ZM146 177H148V179ZM168 179H169V182L166 184H163L160 187V189L156 192H154L149 187H142L141 184H139L138 190L141 189L140 190L141 192H140V197L137 200H131L130 195L123 194L120 191V189L118 188L119 207L115 208V210L113 211V215L118 216L121 213H124V214L130 216L134 212L133 207L140 205L142 207V210L141 211L135 210L136 215H140V217L145 218L146 223H148L149 221H153L154 222L153 226L157 225V227H159V224L161 227L164 226L163 228L165 230L161 229L162 233H160L159 240H160V238H163V239L168 238V239H166V240L162 239V241H160V245H161V247H163V249L162 248L160 249V252L162 254L160 253V257L157 260H154V258L152 257L151 254H145L143 252L144 245L150 246V244L149 243L145 244L142 241H140L139 248H140L141 259L146 261V262H144V264H153L155 262H156L155 264H166L167 262H168V264H174V263L175 264H182L183 262H184L183 264H189V263L190 264H197V263L200 264L201 263L200 260L204 259L203 258L204 255H202L201 253H198L197 256L199 259L194 257V261H193V257H191V254L196 256L195 252H198V251H196L197 249H196L195 245L196 246L198 244L203 245V243L206 242L205 241V239H206L205 235L210 234V233H208V232L206 233V231L204 229H202V230L199 229L197 232L195 230V233H194V228L191 229L189 224L195 223L197 220L202 221L203 220L202 217H203L205 219V221H207L208 223L213 221L214 227L211 225L209 227H211L213 230H216L217 229L216 226L218 224L220 225V223L217 221L218 224H216L215 219L218 218V216L226 210L224 207L225 205H219V204H221L219 201V194H218V192L217 193L215 192L216 194L213 192L212 195H214V196L218 195V197L215 196L214 198H212L213 196L210 194V195H208V197L205 196L207 198L203 197L202 202L196 203L199 207H201V208L203 207V209H205V206L207 205L206 207L211 209L212 213L210 212L209 209H207L209 211V212L207 211V213H206L207 215L206 214H204V215H202V214H200V215L195 214L194 215L193 214L192 215V213L194 211L193 210H191L193 212L188 211L190 209V207H189V201H188L185 193L188 191V189L194 188V187L197 188L198 186L194 184L191 187V184H193V183L184 184V183H179V182H177V183L173 182L171 185H167V184H170L172 182L171 177H169ZM137 183H139V182H137ZM224 185L225 184L223 183L222 184L223 187L220 186L221 191L224 188ZM239 185L244 186L243 184H239ZM44 186L45 185H43L40 188L41 191L44 188ZM106 186L110 187V188L112 187L111 183L106 184ZM178 186H180V187H178ZM240 188L243 190V187H240ZM176 189L178 191H176ZM182 189H184V190L182 191ZM234 189H235L234 191L231 190V191H229V193L230 194L232 193L233 196L236 195V197L238 198L239 195H237V194H239V190L236 187ZM222 192H221V194L223 196H226V195L228 196V194H229V193L226 194V192H223L225 194L224 195ZM234 193H235V195H234ZM230 194H229V197L232 196V194L231 195ZM179 195H181V196H179ZM165 196H170L172 198H170L169 202H167V198H166V199H161V201H159L157 203L159 197L162 198ZM211 198L213 200H211ZM33 200H35L34 197H33ZM206 200L209 201V203H206L207 202ZM192 201L193 200H191V202H190V206L196 205L195 202H192ZM214 202H215V204H213ZM218 202H219V204H218ZM6 203H4V204H6ZM155 203H157V205H159V207H157L159 210H156L153 208V206L156 205ZM200 203H201V206H200ZM7 204L9 205V203H7ZM202 204H203V206H202ZM210 204H212L213 206H211ZM237 204L238 203L233 204V205L238 206ZM187 205H188V207H187ZM216 205H218L219 208ZM182 206H183V208H182ZM184 206H186V207H184ZM221 206H223L222 209L224 211H222V209L220 208ZM213 208L215 209L216 213L214 212ZM184 209L187 211H185ZM217 210H218V212H217ZM180 212L181 213L184 212V213L181 214ZM185 212H187L188 214H189V212H191L190 213L191 216L192 217L194 216V217L192 218L190 215H187ZM3 213L2 212L0 213V215H1L0 216V220H1L0 225L3 223V221L5 219L9 218V216L11 215L10 213L7 214V212H5L4 214ZM169 213H171V214H169ZM173 213L175 215H173ZM178 213H180V214H178ZM199 213H201V212H199ZM177 214H178V216H176ZM210 214L212 215V217L209 216ZM198 215L201 217H199ZM174 216H175V218H174ZM169 217H171V218H169ZM183 217L187 222L185 220H184L185 222L182 221ZM161 218H164V219H161ZM175 219H176V222H175ZM154 220H156V221H154ZM179 220H181V221H179ZM167 221H169V222H167ZM172 221H174L175 223H173ZM35 222H37L36 226L38 225V223L41 224V225H38L39 228L43 227L42 226L43 225V219L41 217ZM170 222H171V224H170ZM180 222H182V224ZM175 224H177V225H175ZM183 224L185 225V227ZM170 226H171V228H169ZM9 227H10V225H9ZM179 228H180V230H179ZM181 229H183V230L181 231ZM218 229H219V226H218ZM15 230H14V232H12V230L9 231V233L7 232V234H10V236L8 235V237H11V238H7V240H6L8 245L5 243H2L6 246V248L2 244L0 245L1 254L4 253L3 255H5L7 257L6 258L0 254L1 258L3 257L2 259L0 258V263L3 262L4 264H9V263L10 264H16L20 260V262H19L20 264H22V263L26 264L27 261L29 262V264L30 263H33V264H39L40 263L41 264L42 262H39V260L40 261L45 260V257H43L44 252H43L42 256L40 255L42 253L41 251H43V249H44V246L42 245L43 243L41 242L40 238L38 239L37 234L34 232V230L31 231L32 232L31 234H25L27 236H24V240H26V237H28L29 239H32V242H31L32 247H31V245H30V247H23V248H25V250L21 246L22 242H23V238L20 237V234H19L20 231H22V229L20 231H18L19 229L16 230L17 233L19 232L18 234L15 232ZM35 231H36V229H35ZM167 231H169V232H167ZM175 231H177L178 233ZM33 233H35V234H33ZM163 233L164 234L168 233V234H166V236H165ZM190 233H191V235H190ZM201 233L204 235H202ZM14 234L17 236H14ZM60 234H61V232H60ZM184 234L187 237H185ZM195 234H198L199 236L201 235L200 240H198L199 236L197 235L198 236L197 237ZM18 235H19V238H18ZM128 235H130L131 237L132 236L136 237L138 234L135 231H133L132 233H128ZM180 235H183V236H180ZM244 235H246V234L244 233ZM13 236L15 238H13ZM31 236H33V237L35 236L34 237L35 239H33V237H31ZM124 236L122 234H112L110 237V240L112 241L113 244H116V243H119L120 240ZM204 236H205V239H204ZM190 237L192 238V240ZM16 238H18V239H16ZM173 238H175V239H173ZM181 238H184V239H181ZM169 239H170L171 243H170V241H169V243H167L168 242L167 240H169ZM176 239H178V240H176ZM189 239H190V241H189ZM39 240H40V243L39 242L38 243L41 246L40 249H39V244L35 243ZM9 242H11L12 244H9ZM161 242H163L165 245H162L163 243H161ZM172 242L174 244H172ZM179 242H182V244H181L182 247H180L181 245ZM187 242H189V243H187ZM192 242H194V243H192ZM35 244L37 245V247H35ZM167 244H168V246H167ZM176 244H178L179 246ZM15 245H16V247L14 248ZM18 246H20V247H18ZM165 246L167 247V249H165L166 248ZM170 246H172L171 247L172 250L170 249ZM2 247L5 249L3 250ZM183 247L185 248V251H184ZM243 247H244V249L247 248L246 250H248L250 253L246 250L244 251ZM19 248H20V250H19ZM186 248H189V249H186ZM236 248H238L239 250ZM240 248H242V249H240ZM11 249H12V252H11ZM155 249H156V246L152 245V250H155ZM18 250H19V252H18ZM234 250H236V251H234ZM262 250L264 251V249L261 246H253V248H252V246L249 247V246H245V245L240 244V246L234 247L233 251L231 252L232 255L230 254L225 259L226 264H245V262H246V264H253L252 262H254L255 264H261V263L264 264V252ZM7 251H9L10 253ZM20 251H21V253H20ZM33 251H36V252H33ZM175 251H177L178 253ZM243 251L247 252V253L245 254V253H243ZM258 251L259 252L261 251V253H258ZM6 252H7V254H6ZM30 252H31V254H30ZM132 252H133V256H131V255L128 256L129 257V260H128L129 263L128 264H134L138 259L137 250L134 248V250ZM173 253H175V254H173ZM239 253H241V254L239 255ZM251 253H253V254H251ZM11 254L12 255L16 254V255L12 256ZM32 254H34V258L32 256ZM243 254H244V258H246L245 260L242 257ZM37 255H38V259H37ZM245 255L248 257H246ZM257 255H258V257L259 256L260 257L258 258ZM24 256H26L27 258ZM172 256H173V258H172ZM175 256H176V259H175ZM186 256H187V258H186ZM12 257H14L13 258L14 262L12 261ZM41 257H43V258H41ZM167 257H168V259H167ZM249 257H250V259L248 260ZM28 258H30L31 260L30 259H29L30 261L27 260ZM171 258H172V260H170ZM188 258H190V260ZM252 258H254L255 260ZM7 260H8V263H7ZM24 260H25V262H24ZM167 260H170V261H167ZM173 260L176 262L170 263V262H173ZM240 260H242V261L240 262ZM260 260H262V261H260ZM177 261H178V263H177ZM192 262H194V263H192ZM42 264H45V263L43 262Z\"/></svg>","mask_w":264,"mask_h":264},{"label":"water","instance_id":"water-1","mask_svg":"<svg viewBox=\"0 0 264 264\" xmlns=\"http://www.w3.org/2000/svg\"><path fill=\"white\" fill-rule=\"evenodd\" d=\"M79 92H81V90H77L76 89L73 93H71V97L67 100V102L65 103V105L67 104V105L70 106L71 102H73L76 99V97L78 96ZM75 113L76 112H73V114H75ZM85 131H86V129H83L79 134L80 135H84L85 134Z\"/></svg>","mask_w":264,"mask_h":264},{"label":"clouds","instance_id":"clouds-1","mask_svg":"<svg viewBox=\"0 0 264 264\" xmlns=\"http://www.w3.org/2000/svg\"><path fill=\"white\" fill-rule=\"evenodd\" d=\"M79 94H80V92H79ZM79 94H78L77 97L79 98L80 96H82V97L80 98V101H82V102L84 103V101H86V99H87V98H86L87 95H86V97H85L84 94H82V95H79ZM77 97H76V98H77ZM75 100H76V99H75ZM75 100H74V101H75ZM74 103H75V102H73V104H74ZM77 105L80 106V104H77ZM80 108H82V107H80ZM82 110H83V109H82Z\"/></svg>","mask_w":264,"mask_h":264},{"label":"flooded vegetation","instance_id":"flooded-vegetation-1","mask_svg":"<svg viewBox=\"0 0 264 264\" xmlns=\"http://www.w3.org/2000/svg\"><path fill=\"white\" fill-rule=\"evenodd\" d=\"M81 97L82 96H80L79 98H81ZM71 107H76V109H78V107H80V106H78L77 104L74 103L73 106L72 105L69 106V109H71Z\"/></svg>","mask_w":264,"mask_h":264},{"label":"trees","instance_id":"trees-1","mask_svg":"<svg viewBox=\"0 0 264 264\" xmlns=\"http://www.w3.org/2000/svg\"><path fill=\"white\" fill-rule=\"evenodd\" d=\"M84 96L86 97V95L84 94Z\"/></svg>","mask_w":264,"mask_h":264}]
</instances>
